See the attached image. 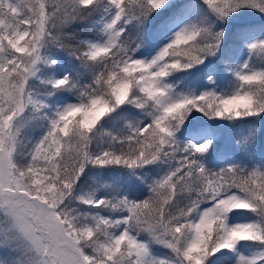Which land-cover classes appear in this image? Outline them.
Instances as JSON below:
<instances>
[{"label":"snow or ice","instance_id":"snow-or-ice-1","mask_svg":"<svg viewBox=\"0 0 264 264\" xmlns=\"http://www.w3.org/2000/svg\"><path fill=\"white\" fill-rule=\"evenodd\" d=\"M0 264H264V0H0Z\"/></svg>","mask_w":264,"mask_h":264}]
</instances>
